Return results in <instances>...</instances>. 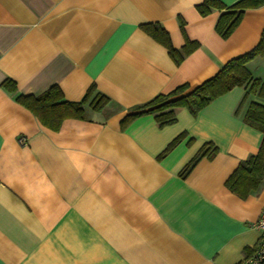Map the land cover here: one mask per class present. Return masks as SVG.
<instances>
[{
  "label": "crops",
  "instance_id": "crops-1",
  "mask_svg": "<svg viewBox=\"0 0 264 264\" xmlns=\"http://www.w3.org/2000/svg\"><path fill=\"white\" fill-rule=\"evenodd\" d=\"M203 1L0 0V264H239L253 254L264 183L242 198L225 182L261 143L242 120L255 96L236 114L246 88L235 87L195 116L180 108L172 124L145 114L121 128L135 108L199 86L258 44L264 6L246 10L224 40L220 12L197 11ZM145 24L163 28L178 51L186 40L198 47L176 65ZM247 68L264 80V59ZM92 85L109 103L85 106V120L56 132L15 101L58 86L79 102ZM205 144L214 157L180 177Z\"/></svg>",
  "mask_w": 264,
  "mask_h": 264
},
{
  "label": "trees",
  "instance_id": "trees-1",
  "mask_svg": "<svg viewBox=\"0 0 264 264\" xmlns=\"http://www.w3.org/2000/svg\"><path fill=\"white\" fill-rule=\"evenodd\" d=\"M262 6H264V0H239L230 6L224 5L219 0H204L196 6V9L201 16H207L212 10L220 12L215 24V32L220 38L226 40L238 27L246 10L257 9ZM180 27L183 31V23ZM140 28L167 50L168 55L176 65H179L186 56L198 47L197 43L186 40L182 50L178 51L172 46L168 33L158 24H145ZM257 57L264 59V32H262L260 40L253 50L228 61L215 77L193 89H190L187 84H183L167 94L156 96L144 106L135 108L136 113L126 116L121 121V128L123 129L136 117L145 114H153L160 127L172 124L175 122L177 109L185 108L191 115L195 116L213 100L228 93L233 88L245 87L246 91L236 109V114L249 96H255L257 101L248 104L242 120L247 126L261 132L262 139L257 152L239 163L235 171L226 180L225 186L232 193L242 198L246 197L264 183V80L253 79L247 68V64ZM1 86L10 93H14L16 89L15 83L11 80H5ZM15 101L32 113L43 127L54 132L58 131L67 119L85 120V106H88L93 112H100L109 103L106 96L95 93L93 85L79 102L65 101L58 86H52L37 96L19 95ZM184 137V133L176 137L158 156V159L165 157ZM215 154L216 148L210 144H205L183 168L179 176L186 178L200 160L205 157L210 159Z\"/></svg>",
  "mask_w": 264,
  "mask_h": 264
},
{
  "label": "built area",
  "instance_id": "built-area-1",
  "mask_svg": "<svg viewBox=\"0 0 264 264\" xmlns=\"http://www.w3.org/2000/svg\"><path fill=\"white\" fill-rule=\"evenodd\" d=\"M18 142L24 144L25 139L21 137ZM253 227L260 233L258 243L253 254L244 258L239 264H264V208H262L259 218L253 224Z\"/></svg>",
  "mask_w": 264,
  "mask_h": 264
}]
</instances>
